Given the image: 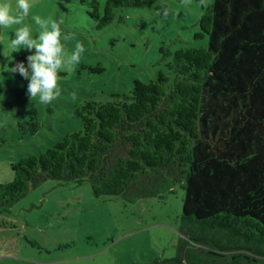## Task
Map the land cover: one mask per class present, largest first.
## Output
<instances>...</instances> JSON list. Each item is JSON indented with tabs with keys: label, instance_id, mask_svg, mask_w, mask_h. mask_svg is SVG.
I'll return each instance as SVG.
<instances>
[{
	"label": "trees",
	"instance_id": "16d2710c",
	"mask_svg": "<svg viewBox=\"0 0 264 264\" xmlns=\"http://www.w3.org/2000/svg\"><path fill=\"white\" fill-rule=\"evenodd\" d=\"M156 1L107 0L101 12L92 0L88 15L104 28L118 9ZM198 28L206 47L161 48L168 73L76 105L81 130L11 164L0 212L46 180L129 201L180 184L182 238L165 263L264 264V0H213ZM40 126L37 111L18 123L22 134Z\"/></svg>",
	"mask_w": 264,
	"mask_h": 264
},
{
	"label": "rangeland",
	"instance_id": "374dc122",
	"mask_svg": "<svg viewBox=\"0 0 264 264\" xmlns=\"http://www.w3.org/2000/svg\"><path fill=\"white\" fill-rule=\"evenodd\" d=\"M92 0H29L21 25L0 27V183L13 179L11 164L44 152L68 134L82 129L73 116L85 100L107 101L129 94L133 82L148 83L168 73L161 48L172 54L180 48L206 47L195 38L200 17L213 0H158L145 8H121L116 20L98 27L88 15ZM102 12L107 0H96ZM16 11V0H0ZM167 10L165 16L164 10ZM59 22L61 43L69 54L75 43L85 51L73 70H58L61 95L49 104L26 94L28 81L8 72L31 54L12 49L18 27L39 26L33 17ZM72 33L74 39L63 40ZM8 67V68H7ZM37 111L40 129L22 134L18 123ZM184 191L175 184L161 196L129 201L123 197H95L89 182L81 185L46 180L6 212H0V264H167L176 255Z\"/></svg>",
	"mask_w": 264,
	"mask_h": 264
},
{
	"label": "clouds",
	"instance_id": "9594fccd",
	"mask_svg": "<svg viewBox=\"0 0 264 264\" xmlns=\"http://www.w3.org/2000/svg\"><path fill=\"white\" fill-rule=\"evenodd\" d=\"M188 3L189 0H184ZM31 4L29 0H16V11L12 13L11 5L0 3V27L21 25L29 15ZM167 15V10L163 13ZM39 26L38 34L31 35L30 26L18 27L10 38L12 49H25L29 53L26 63L16 62L8 72L18 73L27 80L26 94L29 98L39 97L42 104H49L61 95L58 81L61 79L58 70L67 68L73 70L80 63L81 54L85 51L80 42L75 43L71 54L61 43V27L63 21H55L51 18L44 20L39 16L33 17ZM74 39L72 33L65 34V42Z\"/></svg>",
	"mask_w": 264,
	"mask_h": 264
}]
</instances>
